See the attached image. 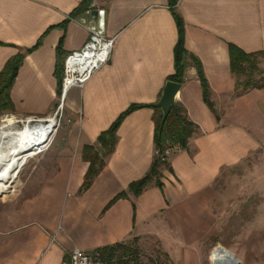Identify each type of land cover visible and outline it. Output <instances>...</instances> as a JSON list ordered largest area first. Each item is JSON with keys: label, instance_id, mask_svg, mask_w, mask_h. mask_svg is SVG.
Returning <instances> with one entry per match:
<instances>
[{"label": "crops", "instance_id": "0c3cea01", "mask_svg": "<svg viewBox=\"0 0 264 264\" xmlns=\"http://www.w3.org/2000/svg\"><path fill=\"white\" fill-rule=\"evenodd\" d=\"M85 3L0 0V72L24 54L10 92L19 115L54 113L58 61L63 76L67 55L89 39L82 21L96 20L93 11L105 10L106 34L116 37L110 61L65 100L66 122L44 154L50 176L0 222V264H62L76 249L90 253L133 237L142 249H161L174 264H205L212 255L205 256V243L220 230L213 207L216 181L226 169L248 163L252 179L264 183V88L237 93L230 60L234 44L246 53L262 52L264 69V0H177L184 47L200 60L216 111L204 101L188 57L176 101L198 132L188 149H171L169 167L160 168L162 188L153 181L139 196L128 187L151 169L154 109L143 107L124 119L114 152L83 193L81 153L131 105L160 100L175 71L178 27L170 0H91L78 11ZM123 191L128 197L106 209Z\"/></svg>", "mask_w": 264, "mask_h": 264}, {"label": "trees", "instance_id": "16d2710c", "mask_svg": "<svg viewBox=\"0 0 264 264\" xmlns=\"http://www.w3.org/2000/svg\"><path fill=\"white\" fill-rule=\"evenodd\" d=\"M91 0H86L84 7L78 11L86 10ZM177 0H170V8L173 10V15L178 27L179 39L174 50V68L175 71L167 79L180 84L185 82V73L187 69V58L190 57L193 65L197 69L198 77L201 82L204 101L209 107L215 110L214 104L211 101V89L205 77L200 60L190 54L184 47V22L182 17L176 12L175 8ZM70 19L75 18L74 13L69 16ZM41 44V40L32 48L27 49L31 52ZM61 47L58 48V56L61 55ZM24 59L23 53H18L11 58L0 72V111L12 110L13 104L10 98V92L14 83L15 77ZM61 60V57H60ZM230 60L231 69L237 78L236 92L244 93L256 88H264V69L261 67L263 60L262 52L246 53L234 44H230ZM62 66L58 61L57 76L59 79V95L61 94L62 82ZM163 94H160V98ZM149 107L154 109L155 134L154 146L155 156L150 171L141 179L132 182L128 191L134 196H139L146 187L153 181L162 188L163 184L160 180L162 173L161 166L169 167L168 161L162 160L159 155H163L167 149L180 148L188 149L190 139L198 132L196 125L188 116L187 110L180 103L173 107L162 125L163 112L161 108H156L153 104H133L126 109L105 131L101 132L97 141L93 145H86L81 153L82 160L86 164V169L83 173L82 185L80 193L86 191L95 178L99 175L106 164V159L114 152L117 144V132L124 119L137 109ZM159 154V155H158ZM128 197V192L123 191L112 199L106 209L114 204L118 199ZM135 210V205H134ZM214 241H218L216 238ZM140 238L133 237L132 239L99 247L89 254L93 257L95 263L102 264H141L143 249L139 245ZM169 259V264H174L169 255L164 253Z\"/></svg>", "mask_w": 264, "mask_h": 264}, {"label": "rangeland", "instance_id": "374dc122", "mask_svg": "<svg viewBox=\"0 0 264 264\" xmlns=\"http://www.w3.org/2000/svg\"><path fill=\"white\" fill-rule=\"evenodd\" d=\"M60 99L59 97L51 116L59 109ZM66 113L65 103L58 113V129L65 124ZM29 117L12 110L0 111V123L16 120L22 126L25 121L31 119ZM38 118L53 117L35 119ZM44 154L45 150L30 158L21 169L14 187L7 194L0 195V222L5 215L17 210L26 198L33 196L50 176L52 169L46 167ZM247 164L240 168L226 169L216 181L217 197L213 207L220 230L215 235L217 242L210 240L205 243V256L212 254L211 260L205 264H215L216 253L225 250L233 253L241 264H264V183L258 182L259 179H252ZM249 166L251 168V162ZM244 172L248 179H243ZM168 261L161 249L143 248L141 264H169Z\"/></svg>", "mask_w": 264, "mask_h": 264}, {"label": "bare ground", "instance_id": "6f19581e", "mask_svg": "<svg viewBox=\"0 0 264 264\" xmlns=\"http://www.w3.org/2000/svg\"><path fill=\"white\" fill-rule=\"evenodd\" d=\"M59 123L56 118L34 121L22 126L16 120L0 123V195L7 194L30 158L46 148ZM233 264L236 259L228 251L216 253L215 264Z\"/></svg>", "mask_w": 264, "mask_h": 264}, {"label": "built area", "instance_id": "2783aa9c", "mask_svg": "<svg viewBox=\"0 0 264 264\" xmlns=\"http://www.w3.org/2000/svg\"><path fill=\"white\" fill-rule=\"evenodd\" d=\"M82 22L89 31V39L80 50L71 52L67 55L61 82L60 106L53 116H49L47 118L53 117L57 119L58 113L60 109L63 108L70 90L75 87L83 88L92 76L111 59L116 37H109L106 34V23L104 17L101 16L97 17L96 20H84ZM29 118L33 121L44 119L38 118L36 120L35 118L37 117L35 116H30ZM57 130L58 127L56 131ZM52 139L48 146L42 151L46 150L51 145ZM170 151V149H167L163 155H158L162 158V160H166ZM62 264L102 263H95L93 257L88 252L76 249L70 254L68 259L62 262Z\"/></svg>", "mask_w": 264, "mask_h": 264}, {"label": "water", "instance_id": "95a60500", "mask_svg": "<svg viewBox=\"0 0 264 264\" xmlns=\"http://www.w3.org/2000/svg\"><path fill=\"white\" fill-rule=\"evenodd\" d=\"M105 14H106L105 10L93 11V15H95L97 17L103 16L104 20H105ZM181 88H182V84H180V83H177L174 81L166 82V85L163 89V94H162L160 100L153 104L154 107L161 108V110L163 112L162 125L164 124L165 120L167 119L171 109L176 106V104H177L176 96L179 93ZM231 254L234 257V259H236V262H234L233 264H241V261L233 253H231ZM216 264H226V263L217 262Z\"/></svg>", "mask_w": 264, "mask_h": 264}]
</instances>
